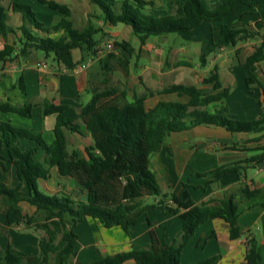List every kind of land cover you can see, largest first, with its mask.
Segmentation results:
<instances>
[{
  "label": "trees",
  "instance_id": "obj_1",
  "mask_svg": "<svg viewBox=\"0 0 264 264\" xmlns=\"http://www.w3.org/2000/svg\"><path fill=\"white\" fill-rule=\"evenodd\" d=\"M39 1L59 11L60 20L46 26L29 3L14 0L13 11L20 12L24 19V24L15 28L8 23V10L0 2V35L5 38L9 33L20 32V54L27 55L35 49L53 55V59L68 70L76 68L86 57L97 55L99 40L96 34L101 31L99 27L90 25L78 28L71 20V9L67 4L56 0ZM157 1L90 0L101 8L108 23L132 26L141 44L150 36L187 32L205 21H220L239 5L254 8L264 3V0H217L215 4L209 0H170L173 12L158 16L154 14ZM34 29L46 34H37ZM257 36H260L258 31L245 26H223L218 40L202 51L201 65L207 64V56L216 49L233 47L244 39ZM115 44L121 48L120 53H108L100 58L105 75L112 69L111 61L120 64L127 73L130 72L135 48L127 40H117ZM74 49L82 51V60L74 59ZM15 50L16 43L5 44L0 49V61L11 59ZM263 60L264 40L242 61L247 86H259L263 94L259 101L262 112L251 120L237 119L231 113L226 102L231 88L223 85L218 67L215 66L210 75L202 79L201 86L172 83L156 91L148 88V93H135L131 100L125 89L109 85L105 77L106 88L95 92L80 109L82 124L67 115L68 111H75L73 107L45 102V114H57L52 143H48L41 133L33 129L16 126L10 121H0V168L7 170L4 160L12 163L18 179L12 186L0 179V196L6 195L9 199L5 224L9 227L24 224L29 229L44 231L38 236L37 254L18 253L11 244L0 246V264H82L76 258L74 245L77 239L74 227L78 222L92 217L105 227L120 225L130 235L139 214L155 207L180 217L183 233L179 238L168 242L160 237L148 217L149 247L106 255L93 261V264H123L129 259L142 264H182L183 248L199 226L213 218H221L229 225L231 239L240 238L243 228L238 221L239 204L236 196H254L261 192L260 189H251L249 184H244L236 192H226L219 200L212 198L199 204L190 192V188L195 186L189 181L183 182L180 191L164 192L152 169L151 157L174 132L199 125H216L232 132H259L261 135L245 141L242 146H229L231 149L253 152L247 158L220 165L208 172L196 173L197 176H212L208 184L221 183L222 177L229 172L236 171L241 176L250 164L264 162V84L258 75V63ZM18 85L25 91L22 76L18 79ZM155 94L175 95L177 98H161L154 105L147 106L148 98ZM34 105H14L0 101V109L30 117ZM66 130L81 135L90 134L92 143L85 147L86 155L69 148ZM22 139L34 145L22 147ZM249 142H255V145H247ZM39 148L45 154L43 160L35 158ZM54 169L59 177L72 180L74 188L68 189L62 185L56 193L42 191L40 181L49 179ZM147 196L156 197L157 201L144 204L143 199ZM23 203L33 207L34 211H25ZM39 211L55 216L56 224L62 229L58 242L50 233V223L37 220L35 213ZM63 250L59 262H54L53 254ZM218 258L219 255L213 256L208 264ZM261 262L258 239L248 237L246 258L241 264Z\"/></svg>",
  "mask_w": 264,
  "mask_h": 264
},
{
  "label": "crops",
  "instance_id": "obj_2",
  "mask_svg": "<svg viewBox=\"0 0 264 264\" xmlns=\"http://www.w3.org/2000/svg\"><path fill=\"white\" fill-rule=\"evenodd\" d=\"M13 1L14 0H0L8 10V23L17 28L24 24V19L20 12L13 11ZM17 1L29 3L36 11L38 18L40 20L41 18L43 19L41 21H43L46 26L58 22L61 18L59 11L51 9L47 4L41 3L39 0ZM56 1L65 3L70 7L71 20L76 27L83 28L96 23L95 26L97 25V27L101 29V31L96 34V38L99 40L97 46L98 56H88L84 60L87 61L90 57H94L93 60H97V62H93L92 66H98L99 64V71L92 73L91 69L78 70L79 64L73 70H68L64 65L55 61L53 55H46L44 52L35 49H32L27 55H22L19 53L21 47L18 41L20 32L17 34L9 33L5 38L0 35V49L4 48L5 44L16 43V50L12 58L0 61V101L10 102L14 105H24L27 103L35 104L31 117L0 109V121H10L16 126L33 129L36 133H41L48 143H52L55 139L54 128L57 114L46 115L44 112V103L66 104L73 107L75 111H68L67 115L72 117L75 122L82 124L83 121L79 115L80 109L91 99L95 92L106 88L107 84L104 82L105 77L109 80V85L118 86L116 85L117 83L111 82L113 74L119 72L122 76H127L130 73H127L117 62L111 61L112 69L105 75L101 67L100 58H104L108 53H120L121 48L115 44V41L126 40L123 38L126 37L124 35L134 33L132 26L128 24L118 23L113 25L108 23L104 19L101 8L96 7L97 4L90 2V0ZM209 2L215 4L217 0H209ZM261 5H264V3L254 8H250L244 4L239 5L234 9L236 10L243 6L239 16H235L231 20V23L225 24L230 26H245L258 31L260 36L244 39L233 47H220L216 49L207 56V64L202 67V72L203 68L207 67L206 72L202 73V79L210 75L215 66L218 67L223 85L231 88L226 102L231 113L237 119H255L259 117L262 112V108L259 105V101L263 98L262 89L256 85L251 87L247 86L245 82V72L242 66V61H244V59L254 51L255 47L264 40V17L260 15V13L264 14V7H262L260 11ZM172 12L173 7L170 0L157 1V5L154 8L155 15L163 16ZM201 26L206 27L207 34L198 37L193 33L192 37H195V42L205 41L206 47L204 50H207L213 41L218 40L220 28L215 27L216 30L214 35L209 36L210 29H212V27L214 28L213 23L205 21ZM33 31L40 35L46 34L37 29ZM101 33H106V37H108L105 45L100 43L98 36L101 35ZM163 39H165L164 35L150 36L142 47H140L141 49L139 48L140 52L135 49V70H137L138 73L147 72L150 75L153 81L148 84L158 83L157 79H160L163 72L161 60L165 51L162 45ZM110 43H113V45L110 46ZM102 47L106 48V51ZM181 48L187 49L185 46ZM102 52L104 55L101 57L100 54ZM82 55L80 49L73 50V56L76 61L82 60ZM132 59L130 71L133 72ZM152 72H154V76ZM258 75L264 84V60L258 63ZM21 76L23 77L25 91L18 85V79ZM238 80L244 85V92L243 95L231 105L230 100L233 99L234 93L232 87ZM186 84L196 83L189 82ZM168 98L173 99L172 97H166V99ZM201 126H212L220 128L221 130L217 138L205 141L201 140L194 147H186V145H184V141H186L184 138L183 142H179L176 146L167 149L165 151V156L161 155L164 150L163 143L160 150L151 157V166L156 173L161 189L164 192H177L181 190L183 182L189 181L195 187H198H191L190 192L194 200L199 204L212 198L219 200L226 192H236L244 184H249L251 189L258 188L261 192L250 197L240 194L236 196L239 204L238 221L243 228V235L240 238H230L229 225L223 219H209L199 226L195 234L183 248L181 263L208 264L210 258L219 255V258L212 264H241L246 258L247 239L248 237L254 236L259 241L262 254L261 264H264V162L255 165L250 164L241 176H239L236 171L229 172L222 177L221 183L212 182L208 184V181L213 178L212 176L202 177L196 175V173L208 172L220 165L232 164L247 158L249 155L253 154V152L231 149L229 146L232 144L242 146L245 144V141L258 138L261 133L232 132L224 127L216 125H199L186 131L194 132L193 130ZM66 134L69 148L78 151L81 155H86L85 147L92 143L90 134L85 133L81 135L71 132L70 130H66ZM193 137H196L195 133H193ZM179 140L180 139L177 141ZM262 142L264 143V138ZM30 145H34V143H31L27 139L21 140L22 147H28ZM247 145L254 146L255 142H249ZM179 147H183L182 153L179 152ZM181 154H183L182 157H180ZM44 155L42 148H39L35 158L37 160H43ZM155 160L156 168L153 167V162H155ZM4 162L7 166V170H2L0 168V179L12 186L18 180L15 167L7 160H4ZM180 164L182 165L181 169ZM40 185H42L48 193H56L61 189L62 185H66L68 189H73L75 183L67 178L59 177L54 169L52 171V176L47 180H41ZM231 188L235 189L231 190ZM143 201L144 204H151L157 201V198L147 196ZM0 205V210L5 220L6 210L9 205V199L6 195L0 196ZM22 206L25 211H34V208L26 203H23ZM148 217L156 226L159 236L168 242H172L173 239L179 238L183 233V225L180 217L177 214L166 213L163 209L158 207L150 208L146 212L139 214L138 222L132 226L130 235H128L120 225L105 227L98 219L86 217L74 227V231L77 235V239L74 242L77 252L76 258L82 264H93V261L106 255L126 253L133 248L149 247L151 240L147 221ZM13 227L15 228L17 226ZM22 239L26 240L29 239V237L24 236ZM36 239L38 246V236ZM38 252L39 247L38 250L33 253H18L37 254ZM123 264L142 263L138 260L129 259Z\"/></svg>",
  "mask_w": 264,
  "mask_h": 264
},
{
  "label": "rangeland",
  "instance_id": "obj_3",
  "mask_svg": "<svg viewBox=\"0 0 264 264\" xmlns=\"http://www.w3.org/2000/svg\"><path fill=\"white\" fill-rule=\"evenodd\" d=\"M96 7L99 8L98 5H96ZM260 7H261L260 8L261 11L264 5H261ZM242 8L243 6L239 7L236 10L231 11L220 21L212 22L214 28L212 27V29H210L209 36L214 35L216 28H220V32H221V28L225 26V24L231 23V20L235 16L237 15L239 16V14L242 11ZM260 15L264 17V14L262 13H260ZM41 20L43 19L41 18ZM201 25L202 24L187 32L164 34L165 39H163L162 45L164 46L165 51L161 57L163 72L161 74L160 79L159 78L157 79L158 83L148 84L153 81L151 80L150 75L147 72L138 73L137 70H135L134 67V63L136 61L135 57H133L132 59L133 72L130 71V73L127 76H122L121 73L115 72L112 76L111 82L115 84L117 83L116 85H118L117 87H119L120 89H125L129 100L133 99L135 93L137 94L148 93V88L156 91L172 82H185V83L195 82L198 85H202L201 83L202 73L206 72L207 67L203 68V72H202V67L204 66L201 65L200 55L204 50V48L206 47V42L205 41L195 42L196 41L195 37H192L193 33H195L198 37L207 34L206 27H202ZM124 36L126 37L123 38H125L128 42H130L131 45L135 47V49L138 50V52H140L141 49L140 47H142L143 44H141V41L139 40L138 36H136L134 33H129ZM98 37L100 39V43L105 45L106 39L108 38L106 37V33H101V35H99ZM109 45L111 46L113 45V43H110ZM182 45L187 47V49L181 48L183 47ZM103 49L106 51V48ZM100 55L102 57L104 55L103 52ZM93 62H97V60L96 61L92 60L90 64L85 68V69H91L92 73L100 70L99 64L98 66L97 65L92 66ZM152 75L154 76V72H152ZM232 90L234 91V93L232 97L233 99L230 100L231 105L234 104V102L238 98H240L241 95H243L244 85L242 84L241 81L238 80L233 85ZM166 97L177 98L175 95L168 96V95L155 94L154 96L148 98L147 106H152L157 102L158 99L166 98ZM220 130L221 129L217 127L201 126L193 130L194 132L186 131L180 133H173L165 140L163 144L164 147L163 154L161 155L165 156V151L167 149L176 146V144L179 142H183L184 138L186 140L184 141V145H186V147L189 146L194 147L201 140L205 141V140L217 138V136L220 133ZM193 133H195L196 137H193ZM178 139L180 140L177 141ZM178 149L180 153L183 152L182 151L183 147H179ZM182 156L183 154L180 155V157ZM181 164H180V169L182 168ZM153 167L156 168V160L155 162H153ZM40 189L44 192H47L42 185H40ZM233 189L235 188H231V190ZM3 216L4 215L0 210V246L5 247L8 243L13 245L14 249H16L18 252H22V253L25 252L33 253L34 251L38 250L36 238L37 236H40L42 233H44L43 230H36L33 228L29 229L24 224H21L20 226H17L15 228L8 227L5 225V220ZM35 216L39 221H48L50 223V233L55 238V241L58 242L62 236V229L60 226L56 224L55 216H53L52 214H47L43 211H39L35 213ZM24 236H28L29 239L23 240L22 238ZM65 250L58 252L57 254H53L52 256L53 261L58 263L60 254L63 253Z\"/></svg>",
  "mask_w": 264,
  "mask_h": 264
},
{
  "label": "built area",
  "instance_id": "obj_4",
  "mask_svg": "<svg viewBox=\"0 0 264 264\" xmlns=\"http://www.w3.org/2000/svg\"><path fill=\"white\" fill-rule=\"evenodd\" d=\"M96 56H98V53H97ZM93 59H94V57H90L87 61H84L83 63L79 64L78 65V70H84L90 64V62ZM44 66H46V65H44Z\"/></svg>",
  "mask_w": 264,
  "mask_h": 264
}]
</instances>
